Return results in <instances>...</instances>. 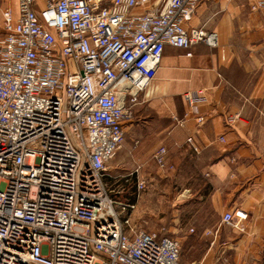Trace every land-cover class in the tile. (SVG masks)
Masks as SVG:
<instances>
[{
	"label": "built area",
	"instance_id": "2783aa9c",
	"mask_svg": "<svg viewBox=\"0 0 264 264\" xmlns=\"http://www.w3.org/2000/svg\"><path fill=\"white\" fill-rule=\"evenodd\" d=\"M201 1L139 14L150 0H17L16 17L1 11L0 264H182L175 240L130 225L135 206L113 200L104 177L163 47H217L215 34L185 30ZM165 155L154 153L160 168ZM245 218L226 212L221 224L242 232Z\"/></svg>",
	"mask_w": 264,
	"mask_h": 264
},
{
	"label": "crops",
	"instance_id": "0c3cea01",
	"mask_svg": "<svg viewBox=\"0 0 264 264\" xmlns=\"http://www.w3.org/2000/svg\"><path fill=\"white\" fill-rule=\"evenodd\" d=\"M161 1L150 0L135 12L154 10ZM253 1L202 0L197 5L185 30L215 34L217 47L195 44L190 57L180 48L163 47L155 78L140 95L132 121L124 125V141L107 165L125 178H150L149 163L164 148L169 169L152 162L155 173L181 175L182 184H173L184 195L198 189L202 216L209 212L220 224L226 212L246 215L240 237L218 234L217 245H193L191 257L181 261L180 256L182 264H209L218 254L231 264H264V8L252 11ZM16 2L0 0V13L10 9L16 17ZM1 25L0 14V32ZM192 92H201L204 100L189 107L184 94ZM137 203L136 197L130 203L135 209L126 212L130 225L153 232L142 226L150 212ZM191 204V199L184 202ZM206 228L194 240H204Z\"/></svg>",
	"mask_w": 264,
	"mask_h": 264
},
{
	"label": "rangeland",
	"instance_id": "374dc122",
	"mask_svg": "<svg viewBox=\"0 0 264 264\" xmlns=\"http://www.w3.org/2000/svg\"><path fill=\"white\" fill-rule=\"evenodd\" d=\"M152 162L155 163V160L152 161L151 159L149 163V169L152 171L150 178L136 177L135 174L125 178L123 175L108 171L104 177V184L110 197L117 203H131L137 197L139 209L150 212V217L146 218L142 226L147 227L148 230L161 231L166 237L175 240L180 248L181 261L184 257L193 255L190 252V247L193 245H198V247L217 245L220 243L219 237L221 234L224 239L226 236L229 238L241 236L240 234L243 232H238V235L232 233V228L224 226L221 222L218 224L209 212L202 216L200 206L197 203L199 198L198 189L184 195L183 190L176 188L177 185L182 184L181 175H176L175 172L161 171L158 176ZM155 165L158 167L156 163ZM166 168L169 169L165 166L160 169L164 170ZM109 170L113 171L111 168ZM137 180L145 183L144 189L140 192L134 190L136 189ZM174 182L176 186L173 184ZM189 199L192 200V204L185 206L184 202L189 201ZM205 226L208 228V232L204 233V240L207 241L203 239L202 241L201 238L194 240L198 236L197 234H201ZM252 254L249 252L250 257L253 256ZM209 264H231V259L228 257L220 259L218 254Z\"/></svg>",
	"mask_w": 264,
	"mask_h": 264
}]
</instances>
